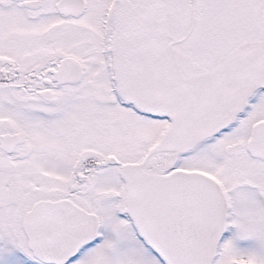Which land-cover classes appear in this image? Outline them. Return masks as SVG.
Returning <instances> with one entry per match:
<instances>
[{
	"label": "snow or ice",
	"instance_id": "1",
	"mask_svg": "<svg viewBox=\"0 0 264 264\" xmlns=\"http://www.w3.org/2000/svg\"><path fill=\"white\" fill-rule=\"evenodd\" d=\"M0 264H264V0H0Z\"/></svg>",
	"mask_w": 264,
	"mask_h": 264
}]
</instances>
